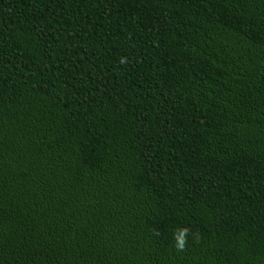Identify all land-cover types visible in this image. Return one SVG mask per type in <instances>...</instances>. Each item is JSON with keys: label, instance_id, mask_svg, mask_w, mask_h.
I'll return each instance as SVG.
<instances>
[{"label": "trees", "instance_id": "obj_1", "mask_svg": "<svg viewBox=\"0 0 264 264\" xmlns=\"http://www.w3.org/2000/svg\"><path fill=\"white\" fill-rule=\"evenodd\" d=\"M0 264H264V0H0Z\"/></svg>", "mask_w": 264, "mask_h": 264}, {"label": "clouds", "instance_id": "obj_2", "mask_svg": "<svg viewBox=\"0 0 264 264\" xmlns=\"http://www.w3.org/2000/svg\"><path fill=\"white\" fill-rule=\"evenodd\" d=\"M186 230H181L179 236L176 237L177 244L176 247L178 250H181L183 248V235Z\"/></svg>", "mask_w": 264, "mask_h": 264}]
</instances>
